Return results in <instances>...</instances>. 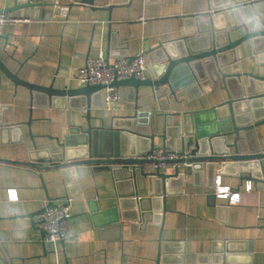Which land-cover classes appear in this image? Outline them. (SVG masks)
Wrapping results in <instances>:
<instances>
[{
    "label": "crops",
    "instance_id": "obj_1",
    "mask_svg": "<svg viewBox=\"0 0 264 264\" xmlns=\"http://www.w3.org/2000/svg\"><path fill=\"white\" fill-rule=\"evenodd\" d=\"M46 1L50 5L29 15L7 13L20 21L6 25L0 37V61L26 84H15L0 71L1 126H16L3 133L0 144V264H264L262 180H251L252 190L246 192L249 180L217 176L222 186L239 193L240 202L230 205L216 198L215 188H208L205 181L185 175L159 197L158 211L152 217L145 216L144 223L139 219L126 222L117 229L102 225V217H93L89 211L91 201L99 213L118 206L119 191L108 171H83L69 181L65 170L43 164L45 169L38 171L26 165L47 157L40 153L44 151L71 156L72 146L62 147L69 130L87 128V109L79 100L52 104L34 95L30 85L81 88L75 74L87 59L101 52L109 62L146 54L159 43L177 39L184 19L207 13L210 0ZM13 2L0 0V9ZM241 34L242 30L232 33V40ZM240 67L243 73L260 70L248 43L242 45ZM118 92L120 100L114 110L103 107L104 90L94 98L89 110L91 126L120 128L126 119L139 114L147 123L153 120V148L162 147L159 135L169 116L176 125L186 112L208 110L227 100L220 86L199 94L187 92L169 102L155 98L145 87L121 85ZM254 130L261 147L264 126ZM14 189L17 200L10 202L8 190ZM138 196L143 198L146 192ZM66 197L72 198L67 221L70 235L55 252L42 241L38 213L49 199L59 205Z\"/></svg>",
    "mask_w": 264,
    "mask_h": 264
},
{
    "label": "water",
    "instance_id": "obj_2",
    "mask_svg": "<svg viewBox=\"0 0 264 264\" xmlns=\"http://www.w3.org/2000/svg\"><path fill=\"white\" fill-rule=\"evenodd\" d=\"M47 5L50 3L46 0H14L0 12L29 15ZM208 9L207 13L186 17L177 39L159 43L145 54L148 79L140 81L133 77L113 83L115 88L121 85L149 88L155 98H165L167 102L187 92L211 91L214 86L225 91L227 100L216 107L186 112L176 125H172L170 116L166 118L163 134L159 135L162 147L190 154L187 161L192 166L185 173L168 174L166 170L146 168L148 161L142 156L153 149L156 136L153 120L147 123L138 114L126 119L120 128L104 130L91 126L89 110L104 86L84 85L76 89L29 86L34 95L52 104L76 99L81 107H86V130L71 128L62 145L64 150L72 146L71 156L44 151L40 153L47 157L26 165L38 171L45 169L43 164L65 170L69 181L83 171H108L119 191L118 206L99 213L91 201L93 206L89 209L93 217H102V225L120 229L126 222L137 223L138 219L144 223L145 216L152 217L158 211L155 206L159 197L162 199L172 188V182L183 180L185 175L205 181L213 189L217 176L264 183V144L259 146L254 130L264 126V0H210ZM237 30L243 34L232 40V33ZM244 43H248L260 68L255 73L241 72ZM0 71L15 84L26 85L1 61ZM13 128L16 126L3 127L0 122V144L3 133ZM138 192H146V196L141 198ZM46 206L55 205L49 199Z\"/></svg>",
    "mask_w": 264,
    "mask_h": 264
},
{
    "label": "built area",
    "instance_id": "obj_3",
    "mask_svg": "<svg viewBox=\"0 0 264 264\" xmlns=\"http://www.w3.org/2000/svg\"><path fill=\"white\" fill-rule=\"evenodd\" d=\"M59 5L56 3V6ZM58 15L61 9L58 7ZM20 20L10 14L0 12V37L3 28L9 24H15ZM147 63L146 55L139 53L130 60L128 57H119L109 62L107 57L101 52L95 59H87L82 67L76 71L75 79L84 85H102L104 86L105 95L103 96V107L107 110H114L117 102L120 100L118 88L113 86L114 81L135 78L140 81L146 79ZM148 161L146 168L153 171L156 169L166 171L186 170L192 166L188 162L190 154L184 150H176L173 148L159 147L153 148L142 156ZM245 191L252 190L251 181L245 182ZM215 197L226 200L230 205L238 204L239 193L234 192L228 186L220 184L219 177L214 181ZM8 201L17 200L16 190H8ZM71 197H66L59 205L45 207L44 212L39 215L37 226L43 234V240L49 246L51 245L56 252L57 245L64 243L69 237V225L67 223L71 216Z\"/></svg>",
    "mask_w": 264,
    "mask_h": 264
}]
</instances>
